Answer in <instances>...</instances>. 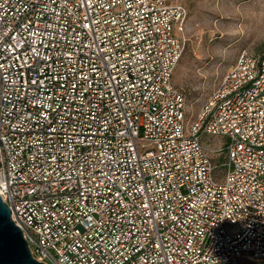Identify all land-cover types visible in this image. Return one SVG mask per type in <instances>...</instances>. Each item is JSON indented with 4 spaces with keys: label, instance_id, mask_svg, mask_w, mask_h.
Here are the masks:
<instances>
[{
    "label": "built area",
    "instance_id": "2783aa9c",
    "mask_svg": "<svg viewBox=\"0 0 264 264\" xmlns=\"http://www.w3.org/2000/svg\"><path fill=\"white\" fill-rule=\"evenodd\" d=\"M187 15L0 0V194L39 261L264 264V56L189 120Z\"/></svg>",
    "mask_w": 264,
    "mask_h": 264
},
{
    "label": "rangeland",
    "instance_id": "374dc122",
    "mask_svg": "<svg viewBox=\"0 0 264 264\" xmlns=\"http://www.w3.org/2000/svg\"><path fill=\"white\" fill-rule=\"evenodd\" d=\"M171 1L188 12L186 48L174 84L185 95L193 121L242 53L264 56V0ZM211 144L219 146L221 140Z\"/></svg>",
    "mask_w": 264,
    "mask_h": 264
},
{
    "label": "water",
    "instance_id": "95a60500",
    "mask_svg": "<svg viewBox=\"0 0 264 264\" xmlns=\"http://www.w3.org/2000/svg\"><path fill=\"white\" fill-rule=\"evenodd\" d=\"M0 264H47L36 259L11 208L0 194Z\"/></svg>",
    "mask_w": 264,
    "mask_h": 264
}]
</instances>
